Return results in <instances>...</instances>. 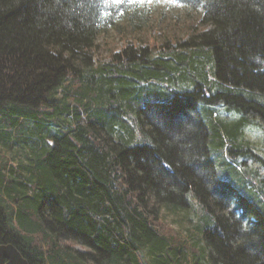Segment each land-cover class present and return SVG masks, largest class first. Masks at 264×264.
<instances>
[{
    "label": "trees",
    "instance_id": "1",
    "mask_svg": "<svg viewBox=\"0 0 264 264\" xmlns=\"http://www.w3.org/2000/svg\"><path fill=\"white\" fill-rule=\"evenodd\" d=\"M169 3L192 21L145 42L147 0H0V245L29 264H264V214L209 147L264 167L243 137L264 122V0Z\"/></svg>",
    "mask_w": 264,
    "mask_h": 264
},
{
    "label": "rangeland",
    "instance_id": "2",
    "mask_svg": "<svg viewBox=\"0 0 264 264\" xmlns=\"http://www.w3.org/2000/svg\"><path fill=\"white\" fill-rule=\"evenodd\" d=\"M150 4L155 5V10H153L152 22L143 36L145 42L149 38H154L157 42L174 33L182 35L183 27L192 21L185 16L186 12L181 7L170 4L168 0H152ZM97 43L100 47L99 58L106 62L109 61V54L112 50L120 52L122 48L119 35L113 29L109 34L101 35ZM224 108V105L216 106L219 119L226 121L225 123L238 120V111L231 110L228 113ZM251 122L244 125L243 137L250 142L249 145L253 153L264 159V122L258 119ZM150 142L151 138L143 136L135 144L148 145ZM209 147L219 177L229 181L238 192L247 197L264 214V167L261 162L247 157V154L244 157H232L224 146H218L215 142L210 143ZM189 199L192 205H197L193 194L189 195ZM171 220L174 222L175 219L171 218ZM190 223V219L186 220V223L181 227H190ZM79 250L82 249L79 248Z\"/></svg>",
    "mask_w": 264,
    "mask_h": 264
},
{
    "label": "water",
    "instance_id": "3",
    "mask_svg": "<svg viewBox=\"0 0 264 264\" xmlns=\"http://www.w3.org/2000/svg\"><path fill=\"white\" fill-rule=\"evenodd\" d=\"M0 264H29L18 248L11 244L0 245Z\"/></svg>",
    "mask_w": 264,
    "mask_h": 264
},
{
    "label": "snow or ice",
    "instance_id": "4",
    "mask_svg": "<svg viewBox=\"0 0 264 264\" xmlns=\"http://www.w3.org/2000/svg\"><path fill=\"white\" fill-rule=\"evenodd\" d=\"M111 2L115 5H119L121 3V0H111ZM135 3H144L145 0H134ZM148 3H151L152 0H147ZM171 2V0H169Z\"/></svg>",
    "mask_w": 264,
    "mask_h": 264
}]
</instances>
